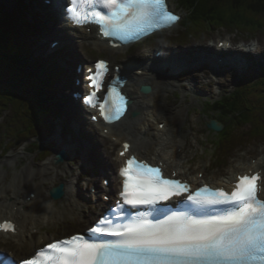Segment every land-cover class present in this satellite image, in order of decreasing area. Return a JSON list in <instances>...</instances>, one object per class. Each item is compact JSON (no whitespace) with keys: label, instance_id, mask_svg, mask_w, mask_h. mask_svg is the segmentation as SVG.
Listing matches in <instances>:
<instances>
[{"label":"snow or ice","instance_id":"obj_1","mask_svg":"<svg viewBox=\"0 0 264 264\" xmlns=\"http://www.w3.org/2000/svg\"><path fill=\"white\" fill-rule=\"evenodd\" d=\"M66 10L73 23L99 25L104 36L120 39L170 27L179 20L165 0H70ZM95 69H89L88 86L93 90L84 102L92 108L99 106L105 121L112 123L125 114L128 100L113 82L101 101L97 92L104 87L107 62L98 61ZM120 175L122 203L117 201L118 211L131 206L159 212L161 201L188 193L186 201L206 218L172 213L153 220L139 213L118 225L105 218L88 230V238L74 235L48 244L21 264H264V200L257 195L259 174L240 176L230 193L207 186L189 192L186 184L164 178L159 168L135 157L127 160ZM0 231H15V226L0 223ZM97 236L115 239L98 240Z\"/></svg>","mask_w":264,"mask_h":264},{"label":"bare ground","instance_id":"obj_2","mask_svg":"<svg viewBox=\"0 0 264 264\" xmlns=\"http://www.w3.org/2000/svg\"><path fill=\"white\" fill-rule=\"evenodd\" d=\"M2 1L3 0H0V3ZM7 1L13 7V3H11L10 0ZM168 1L171 7L175 8L173 1ZM38 3L39 1H37V4ZM7 12V15L10 18L12 16V13L11 11ZM43 12L48 15L44 18H53L52 21L48 19V26L42 27V31L34 29L32 32L36 34V36L32 34L28 29L24 30L30 32L31 36H35L33 37V42L42 49H44L46 45L50 44L49 39L51 36H56L57 39H59L60 36L64 39H69L70 42L73 43V47L71 50L72 58H76L77 47L74 45V43L76 44V41L72 37H70L69 32L64 35V30H60L59 32L54 27H52V24L55 23V20L58 17L57 15L46 11ZM29 20L38 21L40 19ZM175 28L176 26L174 27V29ZM95 35L98 36V33H95ZM100 45L101 48L99 49V52L101 54L109 53L110 60H112L116 54H126L130 50H116L114 48H107L105 44ZM81 47H83V45H81ZM209 47H211V45H209ZM169 55L179 57L180 59L182 58L180 53H175L173 51H169ZM183 59L184 67H191L189 66L190 61L184 57ZM230 59L238 61V59H235L234 57H230ZM226 60L217 61V64L221 65ZM196 62L197 60H193V63ZM160 65L161 63L142 67V75L141 77H136V79L135 73H130V76L134 78V84L131 83L127 85V87L125 88V92L132 96V100L134 102L132 113L139 112V115L137 117H132V115H129L123 122V125L119 129H116L112 132V135L117 137V144H121L125 140L132 139L136 144V151L142 154L145 158H149L151 156V154L148 153L150 149H155L154 158L157 159L158 164H161L169 174L178 173V177L183 178L184 180L190 182L195 186L196 183H199L198 179L200 177H196L195 179H193V181L187 180L186 177V175H188L190 178H192L194 172L198 170V167H195V165L191 162L192 159L190 157V153L186 151L189 150V147H194V144L191 143L190 139L186 137L184 138V140H180L179 142H177V137L171 124L172 122L174 124L185 123L184 110H187V107H181L180 110L177 111V113H168L171 114V117L167 118H164L167 113H162L166 109V103L169 102L168 100H162L163 97L168 96L170 91L172 90L178 91L179 89L176 88H179V86L177 85L178 80L170 81L163 76L164 73L162 74V72L160 73L159 71H164L166 68L175 70L174 62L171 61L170 56H168L167 54L163 57L162 66L164 67V69L158 68V66ZM216 80V78L210 79V81ZM34 83L38 84L37 81H34ZM145 85L152 90V92L150 90V95H145L142 92L141 88ZM183 92L185 94V97L187 94L192 93L194 95V99L197 102V96L199 95L193 86L184 88ZM211 93L213 94L215 92ZM163 101H165L166 103ZM67 118L70 119L69 117ZM72 121L76 124H79L74 120ZM152 121H161V123H159L158 125V128H156L155 130H153V127L151 126H149L150 129H148L146 126ZM162 123L165 124L164 129H161L160 124ZM88 135L89 134L87 132L83 133V136ZM93 140H97L98 142L95 145L93 144L94 150L90 156V160L87 161L86 159H84L83 165L87 166L90 165L91 162H95L112 171V168L117 164V162H115L111 156H109L105 160H102L100 155L96 156V153L100 151V148L106 146V142L98 140L96 135H94ZM82 142L84 143L86 149L91 148L90 144L92 142L90 140H84ZM196 144H198V142H196ZM70 149L73 150L74 147L70 146ZM91 149H93V147ZM55 152L57 154L59 150L56 149ZM76 157L77 156H75V158ZM21 158H23L22 152L18 153L16 157H13V159H10V165L3 163L2 166H0L2 170H0V223L13 220L18 225L17 235L12 236L1 233L0 243H8V241L15 242L19 246L17 248L18 254H21L25 249H32L40 245L42 239H45L46 241L49 240L48 237L43 235L37 237V233H35L34 227H39L42 230L48 225L50 226L55 224V226H61L64 224H68L70 223L69 220H71L73 224L80 225L85 223L88 219H91L93 217V212L96 211L92 207L88 199L87 201H80L71 192H68L66 194L67 197L62 202V200H59L58 195H56V198L54 197V192H51L52 188H50L51 193L42 191L43 188L49 189L46 186L47 184L43 188H40L41 192L37 194V200L29 199L31 193H34L33 188H31L32 184L34 182L37 183L40 179L45 180L48 185L51 184L50 187L53 186V190H55V187H58L60 182H64L65 180H68V178L69 181L64 182L67 187L72 183H77L80 175L75 174L76 170L73 168V166H75L74 162L72 161L73 159L70 158L65 163L56 164L55 158L54 161L45 162L40 167H35L34 169H29L28 167H26L21 171V169L18 168V164L21 162ZM119 160L121 159L118 158V161ZM247 164L248 163L240 162L236 165L235 171H230L228 169V174H220L221 179L218 182H210V180L206 177L205 179H202V181L204 184L231 187L232 181L235 180L238 171L246 169L247 174H253L252 171H257V168L264 169V155L257 162L249 165ZM43 169H47V171L42 172ZM206 169L207 168L200 169L198 174L200 175L201 173H207ZM51 170H54V172L60 175L56 182H51V179L48 177L50 175L46 174ZM219 170H221V168ZM36 177H38V180L35 179L34 182H32L31 179H34ZM63 206L67 208L68 212L63 209ZM82 207L84 208V212L82 213V216L78 217V215L74 213V209L77 208L80 210V208ZM75 234H79V232Z\"/></svg>","mask_w":264,"mask_h":264},{"label":"rangeland","instance_id":"obj_3","mask_svg":"<svg viewBox=\"0 0 264 264\" xmlns=\"http://www.w3.org/2000/svg\"><path fill=\"white\" fill-rule=\"evenodd\" d=\"M173 4L175 5V9L182 14L183 18H185L186 14L183 13V11L180 10L178 4L176 3V0H172ZM3 9H0V32L4 35H7L5 33H3L2 29L10 23V21L8 19L9 16L7 15V11H11V13H15V16L13 17L16 22L22 26L24 23H26V19L25 16H23L24 13V9L23 8H19L18 10H16V6L15 8L11 9L8 8V5L3 3ZM23 11V12H22ZM212 15V18L215 17V21H211L213 23L214 26H221V25H227V23L225 22H221V19H217V17L215 16V14L210 13ZM239 16H243V17H250L252 20H254L256 22V26H255V34H250V33H245V29L242 28H238L237 26H230L228 27V29H237L239 31H235V30H228V29H216L218 30L216 32L212 31L209 33V31L205 30L203 32H206L205 34H202V38L199 40L200 42H205L207 39H211V37H216L221 38V39H227V38H236L238 39V37H240V39H245L246 41L251 40V39H257L259 40L263 45H264V17L262 16H258V15H247L245 12H240ZM230 18H232V16H230ZM229 18V19H230ZM29 20V17L27 18ZM217 24V25H216ZM10 32V36L11 39L14 43L16 42H20L23 46L24 49L26 50V52H24L25 56H29L32 54L33 57H36L37 59V63L40 64L41 60H45L46 59V54L50 56V54L48 52H46L45 49H41L39 50V47L37 46V44L31 42L29 40V37L22 35V32L17 28H11L9 29ZM182 31H184L182 28L180 29H176L175 32H180V36L181 39L178 42H175V45L177 46L178 44L182 43L185 45H193L196 43V41L194 40V38L184 36V34L182 33ZM6 33H8V31H6ZM13 33H15V35H13ZM178 34V33H177ZM207 36V37H206ZM53 38V36L51 37ZM184 39V41H183ZM186 39V40H185ZM154 44V45H153ZM159 45H163L166 46V43H162L159 42L158 40H154L151 45L145 47V48H141L139 50V54L144 55V50H146L147 53H151L152 50L159 46ZM186 47V46H185ZM72 48V46H71ZM71 48L68 47L67 50L63 53H59L56 54V56L58 57L56 59V61L58 62V65H61V70L64 69V65L63 62L64 60H66L67 58H69L70 56H72L71 54ZM41 51V52H40ZM81 56V54H80ZM104 56H108V53L105 54H100L97 53L96 51H88L86 54V59H84L83 55L78 58V60H84L83 62L87 61L88 58H96V57H101L103 58ZM152 56V55H151ZM1 57V56H0ZM116 61L117 62H124L127 61V57L125 55H119L116 56ZM0 62H2L4 68L8 67V63H6L4 61V58H0ZM48 72H53L56 68V62L51 61V64H48ZM67 70V75L65 77V80L63 82V84L61 86H64L66 84V82L70 79V77L72 76V70L71 68H66ZM208 72L205 71H198V72H193L190 76V82L186 83V82H180L177 85L180 86V84H182V88H186L187 85H190V83L192 82V79H195L198 82H194V84L196 85V90L198 91V94L201 93V96H198L197 98V102L196 100L193 98V94H188L187 95V99L184 97V93L182 88L178 91H170L171 94L168 96L163 97L162 100H168L169 102L166 104V111L165 113H177L178 110H180L181 107H187V110H184V114H185V118L184 121L185 123L183 124H174L172 121V127L173 130L175 132V135L177 137V142H179L180 140H184V138H189L191 143L194 144V147H189V150H186L188 153H190V157H191V162L195 165V167H198V170L196 172H194L195 174H197L199 172L200 169L202 168H208L207 170H209L208 175L210 177H216L217 174H228V169L230 171L236 169V165L240 162H249L251 158H257L259 159L261 156H263L264 154V135H254V127L252 126V124L254 123L255 119H256V123L259 126V130L261 132L264 131V127L262 125V121H264V107H262V109H259V112L255 115V119L252 121L251 117H244L242 118V121L239 120L237 123H235V126L237 127L234 132L232 137L228 136V134H226V139H224L223 141L219 142L216 138L217 135L216 134H212L210 129L208 128V124L210 123V120H215V118L218 117V115H215L213 113H218V112H211L209 113L208 107L204 106V102L205 99H207V93H211L212 91H214V83H207V79H204L205 75ZM44 74H46V71L44 72ZM224 74H226V72H224ZM8 74L7 72H2L0 73V78H4L6 77ZM12 76H14V73H12ZM44 80H41L42 82L45 81V75H43ZM168 75L166 74L164 77H167ZM229 76V75H228ZM228 76H222L221 79H223L221 81L222 83V87L220 92H216V95L211 98V100L213 101H218L219 99L223 98L224 95L226 94H231L232 92L235 91L234 96H236V93L242 89V87H237L236 85H238V83L235 81V79L232 78H225ZM14 78V77H13ZM178 79L175 78V81H177ZM259 82L262 83V85H264V78H262L261 80L259 79ZM177 83V82H176ZM193 84V83H192ZM179 89V88H176ZM249 90H252L253 92H256V94L258 93L259 95L257 96L256 94L249 96L248 98L244 97L242 95V99L243 100H249L250 102H252V110L254 111V108L258 107L256 106V103H261L262 105H264V87L257 89L256 87H254V85L249 86L248 88ZM257 90V91H256ZM64 98L66 100H68V89L65 92H62ZM253 94V93H252ZM212 97V94H211ZM237 99V97H236ZM185 101V103H184ZM165 102V101H163ZM232 103H234V101H231ZM256 102V103H255ZM166 103V102H165ZM247 105V102H244ZM238 105V104H237ZM237 105H233L230 107V114L234 115L237 113H242V112H248L247 109L245 107H240ZM259 108V107H258ZM237 109V110H234ZM234 112V114H233ZM206 113V114H205ZM14 114V109L12 112H10V114L7 115V118L5 121H3L1 123L0 121V166H2V164H9L10 165V159L12 154L18 153L17 150H19L18 145L15 144L14 142V138L20 139V136L22 135V133H18L17 131L22 130V127H12L10 126V124H8V128H6L5 124L7 122V120L9 118H11V116H13ZM166 114V115H167ZM230 114L228 115V117H231ZM171 115V114H168ZM206 115H208V117H206ZM50 116L52 118L50 119H46V123H56V125H59L60 123H66L65 128L70 129V126L72 124V122L70 121H64V118L62 116V118H59L60 115L56 116L53 113L50 114ZM223 119H225V117H222ZM229 121V120H227ZM153 123V127L156 128L157 127V121H152ZM234 127H232L229 131H232ZM12 129V132L11 130ZM179 129V130H178ZM218 134V133H217ZM221 134V133H220ZM256 136H258L257 139H254ZM13 137V138H12ZM38 142H33L34 146L32 145L31 150L34 151V154H32L29 149L23 151L26 155L25 159L22 161V165L21 167L19 166V168L21 169V171L23 169H25L26 164L31 162H35L36 157H38L37 162H38V166L45 162H40V160L45 156V154H40V148L43 149L44 145L43 142L40 140H37ZM196 142H198V144H196ZM215 143L216 147L212 144ZM219 143V146H218ZM39 145H41L40 147H38ZM8 148H13L11 150V152L8 154L6 152V150ZM187 149V148H186ZM152 151V150H151ZM53 152H51L52 154ZM256 161V160H255ZM32 166V165H31ZM219 166H226V170L224 172H221L220 170H217L216 168ZM216 167V168H215ZM1 170V168H0ZM2 171V170H1ZM220 178V177H217ZM32 181V180H31ZM83 193H86V191H83ZM87 194V193H86ZM66 226H72L73 229L70 231L65 232L64 235H69L71 233L77 232V231H82L85 228H87L89 226L88 224H85L83 226H79L76 224H69V225H48L45 229V232L49 233V236L52 237L53 235H56V232L59 229L64 228V230L66 231L67 227ZM58 227V228H57ZM57 228V229H56ZM44 229V228H43ZM39 228V227H34L35 233L39 232L37 235H44L46 236L47 233H44V230ZM59 237V236H56ZM13 244V245H12ZM11 246L13 248H17V245L12 243Z\"/></svg>","mask_w":264,"mask_h":264},{"label":"trees","instance_id":"obj_4","mask_svg":"<svg viewBox=\"0 0 264 264\" xmlns=\"http://www.w3.org/2000/svg\"><path fill=\"white\" fill-rule=\"evenodd\" d=\"M182 3L191 10L190 21L195 26H204L215 21V17L212 18L210 13L215 14L217 19H221V22H226V26L239 27L245 25L248 28L253 27L254 23L248 16H239L240 12L264 17V0H182ZM4 105H6V101L0 95V106ZM240 107H245V103H241ZM248 112L250 111L248 110ZM249 114L253 115L252 113ZM245 116L247 117V113Z\"/></svg>","mask_w":264,"mask_h":264},{"label":"water","instance_id":"obj_5","mask_svg":"<svg viewBox=\"0 0 264 264\" xmlns=\"http://www.w3.org/2000/svg\"><path fill=\"white\" fill-rule=\"evenodd\" d=\"M145 93H150V89H148V88H145L144 90H143ZM211 128H216V125L213 123L212 125H211Z\"/></svg>","mask_w":264,"mask_h":264}]
</instances>
